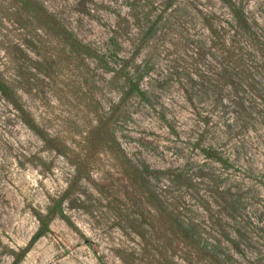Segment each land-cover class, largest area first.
I'll list each match as a JSON object with an SVG mask.
<instances>
[{
  "label": "rangeland",
  "instance_id": "1",
  "mask_svg": "<svg viewBox=\"0 0 264 264\" xmlns=\"http://www.w3.org/2000/svg\"><path fill=\"white\" fill-rule=\"evenodd\" d=\"M43 1L56 19L0 0V70L47 136L0 95V263L35 232L33 210L68 188L66 218L56 216L19 264H264V0H235L253 33L234 42L221 0H179L175 11L163 0ZM56 21L104 52L108 70L73 53ZM208 22L219 30L214 44ZM127 56L148 70L149 101L122 99L116 70ZM139 162L191 178L159 198L178 201L200 241L154 207Z\"/></svg>",
  "mask_w": 264,
  "mask_h": 264
},
{
  "label": "trees",
  "instance_id": "2",
  "mask_svg": "<svg viewBox=\"0 0 264 264\" xmlns=\"http://www.w3.org/2000/svg\"><path fill=\"white\" fill-rule=\"evenodd\" d=\"M13 4H16L17 8H15L14 12L18 11L19 9L34 12L38 16L41 17H49V15L54 16V19H56V15L54 14H48L43 6V0H8ZM231 11V14L233 16V20L235 22L232 35L229 39L238 40L239 37L245 34L253 33V26L252 22L248 19L247 15L245 14L244 7L241 3L236 2L235 0H221ZM179 3V0H163V10H170L175 11L176 8H178L177 4ZM42 8V9H41ZM55 13H57L55 11ZM54 27L56 31L66 40V43L72 48L73 53H80L83 54L85 57L95 59L98 62L103 63V60L105 61L106 57L104 56V52L100 51L99 48L96 46H93L87 42H83L78 38L71 30H66L58 21L54 22ZM207 29L210 32L209 37L210 40L212 39L213 44L216 43L215 36L218 33L219 30H217V25L208 22L206 24ZM152 26L148 25L146 27V30L144 31V36L148 37V35L151 34ZM223 39V42L224 43ZM211 42V43H212ZM231 41V44L233 43ZM211 43L209 44V48L212 47ZM198 52L199 56H202L205 62H209L211 60H207L205 56H210V52H204L202 55ZM213 54V53H212ZM108 57V56H107ZM237 59V58H236ZM134 59L131 58V56L120 58L119 63V69L116 70V72L119 73L120 77L123 79L122 82V88L125 87V90L123 89V96L122 99L125 100L128 96L136 95L143 101H149L147 91L144 90L141 86L142 79L144 78V75L147 73L145 71L148 70H139L141 67L140 64H133L132 61ZM107 61V60H106ZM106 61L104 69L108 70V65L106 64ZM114 70L113 68H111ZM233 69V66L231 67ZM227 76L223 74L222 79L223 84L226 85L231 81L230 76L231 73L228 70L226 73ZM0 95L4 97L16 110L18 117L21 119V121L35 134H37L42 140H46L47 136L44 133V131L39 127L37 121L35 120L34 116L31 114V112L26 108L23 101L21 100V97L17 93L15 87L11 82H9L8 79L5 78L2 71L0 70ZM200 151L202 152L203 156L207 159L214 160L221 165H229L228 160L221 155V153L212 147H200ZM75 171L78 174V178L82 174L83 170L79 166H75ZM137 171L136 175L138 179H141L140 185H142V188L145 189V191L150 196V199L152 203L154 204V207H158L162 212L166 215V218L168 222L171 224V226L175 227L177 229V233L181 235L182 237L186 239L195 240L198 239L200 241L201 235L196 230V227L193 226V224H189L188 222H185L181 220L179 217V210L174 211V209L178 206V204H173L178 201L175 199H168L167 197V203L164 201L165 207L163 205V201H161L162 193H171L174 189L175 185L181 186L189 185L191 182V178H184L182 179L180 177V173H176L175 170L167 168V169H159L149 166L145 162H139L137 164V168L135 169ZM187 181V182H185ZM157 183H162L163 187H158ZM68 188L62 192V194L57 198L52 200V204L48 205L45 211L40 210H33V215L35 216L38 225L35 230V232L30 237L27 244L19 248L18 251L11 250L12 254V261L9 264H19L26 253L32 248V246L47 232L50 230V224L52 220L59 216L62 219H65L66 216L63 212L62 203L63 201L68 197L67 196ZM160 197V198H159ZM174 205V206H172ZM197 237V238H196ZM1 264V263H0Z\"/></svg>",
  "mask_w": 264,
  "mask_h": 264
}]
</instances>
